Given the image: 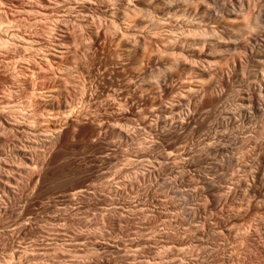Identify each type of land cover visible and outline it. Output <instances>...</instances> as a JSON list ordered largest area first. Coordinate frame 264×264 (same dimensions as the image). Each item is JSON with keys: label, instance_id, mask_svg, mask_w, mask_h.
Instances as JSON below:
<instances>
[{"label": "rangeland", "instance_id": "obj_1", "mask_svg": "<svg viewBox=\"0 0 264 264\" xmlns=\"http://www.w3.org/2000/svg\"><path fill=\"white\" fill-rule=\"evenodd\" d=\"M73 1L0 0V23L17 36L0 33L10 43L0 46V264H264V112L252 113L245 100L264 67L238 70L242 51L228 32L219 34L218 23L232 24L221 8L231 2L177 0L165 12L153 2L125 17L105 0L116 11L100 13L101 26L115 19L135 35L122 38L113 28L104 35L96 24L89 51L75 60ZM249 1L234 22L236 37L258 48L264 25H246L257 14L264 18V0ZM58 16L68 29H55ZM189 20L199 23L198 35L180 28ZM170 33L180 46L186 42L185 52L170 47ZM61 36L67 53L57 64H40ZM210 42L221 43L223 54L199 53ZM220 68L230 79L216 83ZM167 72L176 73L166 80L168 91L158 85ZM198 79L214 94L222 90L218 104L188 91ZM188 101L191 115L176 128L168 109L186 110Z\"/></svg>", "mask_w": 264, "mask_h": 264}, {"label": "bare ground", "instance_id": "obj_2", "mask_svg": "<svg viewBox=\"0 0 264 264\" xmlns=\"http://www.w3.org/2000/svg\"><path fill=\"white\" fill-rule=\"evenodd\" d=\"M73 1V0H72ZM104 1L105 0H74L73 2H74V4H72L71 5V11L73 12V14L74 15H72L71 13V31H80V32H78L77 31V38L75 39V41H74V43H75V45H74V48H75V46H76V51L73 53L74 55L73 56H75L76 58H75V60L77 59H79V58H77V57H81L82 55L84 56L85 54H86V52L87 51H89V45H87V43H89V42H87V41H90V43H91V41H93V39H95V37H97V34H98V32L99 31H97V29L99 30V28H97V26L94 28V26L96 25V24H98L99 25V27L101 26V24L104 26V24H103V20H100V18H101V15H100V13L101 14H103L104 16H105V14H107V13H109V12H111V10H115L114 8H115V6L117 5V4H119L120 5V7H122L123 8V10L124 11H122V13L124 14V16L126 15V16H128L127 14H130V13H135V12H137V11H139V9L141 10V8L142 7H148V6H150V4L151 3H153V2H155V3H161L162 5H164V7L161 9L162 10V12L164 11L165 12V10L166 11H168V10H171V9H175V7H176V2H177V0H107V1H109V2H111L112 4H113V6H114V8H113V6L111 7V6H107V5H104ZM165 1H167V2H165ZM188 0H186V2H187ZM217 1V0H216ZM224 1V0H223ZM249 0H229V2H231L229 5H230V8H226V7H221V8H223L222 9V11H223V14L225 15L224 17H227L229 20H230V23H232V24H228L227 23V18H226V23L228 24V26H225L224 27V25L223 26H221L222 25V23L220 22V23H218V27L219 28H221V31L219 30V34L221 35V37L225 34V32H228L229 33V37H232V39H234V41H235V43H233L234 44V49L236 50V49H238V51L240 50V51H242L241 53H243V56H244V62L243 63H240V65H239V68H238V70H244L245 68H246V66L250 63H253V64H255L256 65V67H258V69L259 68H261V69H263V67H264V60H263V56H264V45H262V46H260V47H258V48H255V47H253L252 45H251V43L249 42V43H243L244 41H240V39H237V34H239L238 33V31L240 30L241 31V28L240 27H235L234 26V22H236V18H238L237 16L241 13V15H242V12H244V10H245V3H247ZM260 1V0H259ZM208 2V1H207ZM214 2V1H213ZM220 2V1H219ZM222 2V1H221ZM220 2V3H221ZM250 2V1H249ZM257 2H258V0H257ZM263 2V1H262ZM72 3V2H71ZM116 3V4H115ZM190 3V2H189ZM218 3V2H217ZM224 3V2H223ZM255 3H256V1H255ZM254 3V4H255ZM111 4V5H112ZM154 4V3H153ZM179 3H177V5H178ZM192 4V3H191ZM152 5V4H151ZM207 5V4H206ZM209 5V4H208ZM222 5V4H221ZM228 5V4H227ZM248 5H249V3H248ZM259 5V4H258ZM37 6V5H36ZM186 6V5H185ZM188 6V5H187ZM38 7H40V5H38ZM42 7V6H41ZM100 7V8H99ZM119 7V8H120ZM204 7V6H203ZM262 7V6H261ZM119 8H117V9H119ZM121 8V9H122ZM150 8V7H149ZM206 8V7H205ZM254 8H257V5H256V7L254 6ZM44 9V8H43ZM68 9V8H67ZM188 9V8H187ZM186 9V10H187ZM37 10V9H36ZM45 10V9H44ZM56 10V9H55ZM252 10V9H251ZM255 10V9H254ZM262 10V9H261ZM116 11V10H115ZM184 12H185V10H183ZM182 11V12H183ZM204 11V10H203ZM219 11V10H218ZM221 11V12H222ZM246 11V10H245ZM260 11V10H259ZM37 14H41L40 16L42 17V15L43 14H45V13H42V11L40 12L39 10H37V11H35ZM99 12V13H98ZM221 12H220V14H221ZM118 13V12H117ZM151 14V13H150ZM220 14H219V16H220ZM112 15H114L113 13H112ZM189 15V14H188ZM196 15V14H195ZM258 16L256 17V22L253 24V25H246V27L247 28H252V27H254V28H260V25H264V18H263V16H260L259 14H257ZM125 16V17H126ZM151 16V15H150ZM149 16V17H150ZM170 16V15H169ZM208 16V15H207ZM210 17L212 16V15H209ZM67 17V16H66ZM112 17V16H111ZM222 17V16H221ZM224 17H222V18H224ZM243 17V16H242ZM38 18V17H37ZM47 18V17H46ZM68 18V17H67ZM113 18H114V16H113ZM121 18H123V15H122V17ZM128 18V17H127ZM255 18V17H254ZM53 19H54V23H53ZM52 20H51V22L53 23V24H55L54 25V27H55V29H57L58 31H62L63 29L65 30V28L66 29H68L67 27V25H69L68 23H67V20H65V19H63V18H61L60 16H58L57 18H53ZM102 19V18H101ZM119 19V18H118ZM170 19V18H169ZM176 19V18H175ZM180 19V18H179ZM215 19V18H214ZM213 19V20H214ZM220 19V18H219ZM69 20V19H68ZM108 20V19H107ZM111 20V19H110ZM212 20V21H213ZM218 20V19H217ZM222 20V19H221ZM37 21V20H36ZM105 21V20H104ZM109 21V20H108ZM116 20L114 19H112L111 20V22L109 23L110 25H109V27H106L105 26V29L103 28V26H101L102 28H103V30H102V33L104 32V35H106L107 33L109 34V32H110V35H112V33H111V31H110V28H111V30L113 31V29H117L116 31L117 32H119L120 33V35H121V37L122 38H128V36L130 37L133 33V31L132 30H130V29H128V27H127V29L126 30H120V26L118 27V25H119V23H117V22H115ZM156 21V20H155ZM177 21H179V20H177ZM42 22V21H41ZM48 22H50V21H48ZM102 22V23H101ZM154 22V21H153ZM174 22H175V20H174ZM209 22H210V20H209ZM15 23V22H14ZM45 23V22H44ZM238 23V22H237ZM1 25L0 26H2V22L0 23ZM118 24V25H117ZM153 24H155V22L153 23ZM176 24H177V22H176ZM179 24V23H178ZM182 24V23H181ZM246 24V23H245ZM31 25V24H30ZM107 25V24H106ZM128 25V24H127ZM160 25V24H159ZM180 25V24H179ZM199 23L198 24H196L195 22H193V21H191V20H189V21H187V22H185L184 24H183V26L182 27H180L181 29L184 27L185 28V31L184 32H186L187 33V35H191V34H193V36H194V34H196V31H197V35H198V30H199ZM175 27H177L176 25H174ZM252 26V27H251ZM9 27V26H8ZM7 26H2V27H0V33L2 34V36L3 35H5L6 37L8 36V37H10L11 39L10 40H12V37L15 35L14 33L15 32H12V31H14V30H12L11 31V29H9ZM230 27V28H229ZM244 27V26H243ZM245 27V28H246ZM50 28V27H49ZM113 28V29H112ZM157 28V27H156ZM159 28V27H158ZM253 28V29H254ZM53 29V28H52ZM122 29V28H121ZM132 29V28H131ZM153 29H154V27H153ZM152 29V30H153ZM163 29V28H162ZM178 29V28H177ZM201 29V28H200ZM215 29V28H214ZM236 31H234V30ZM256 29H254L255 30V32L254 33H257V31H256ZM260 29H263V28H260ZM56 30V31H57ZM134 30V29H133ZM184 30V29H183ZM182 30V31H183ZM202 30V29H201ZM247 30V29H246ZM101 31V30H100ZM167 31V30H166ZM179 31H181V30H179ZM179 31H177V33L179 32ZM200 31V30H199ZM239 31V32H240ZM66 32V31H65ZM115 32V31H114ZM162 32V31H161ZM173 31H171V33H172ZM195 32V33H194ZM201 32V31H200ZM258 32H260V30L258 31ZM263 32V31H262ZM75 33V32H74ZM78 33H79V35H78ZM150 33V32H149ZM152 33H154V32H152ZM170 33V35H174V34H171ZM181 33V32H180ZM183 33V32H182ZM203 33H205V32H203ZM213 33V32H212ZM185 33H183V35H184ZM75 35V34H74ZM118 35V34H117ZM133 35H135V34H133ZM183 35H182V37H183ZM200 35V34H199ZM205 35V34H204ZM204 35H202L201 34V36H204ZM216 35V34H215ZM219 35V36H220ZM227 35V34H226ZM249 35V34H248ZM262 35V34H261ZM260 35V36H261ZM59 36V35H58ZM114 36V35H113ZM154 36V35H153ZM152 36V37H153ZM179 36V35H178ZM177 36V37H178ZM219 36H217V37H219ZM237 36V37H236ZM250 36H251V34H250ZM15 37V39H16V37L17 36H14ZM13 37V38H14ZM135 37V36H134ZM169 37V36H168ZM167 37V38H168ZM176 37V35H174L173 37H171L170 38V40H173L172 42L169 40V38H168V40L170 41V44H171V46L170 47H172V49H174V48H177L178 50H180L181 51V53H182V50L185 48L184 46H182V44H184V40L182 39V44H181V46H180V40H178V38ZM206 37V36H205ZM221 37H219L220 39H221ZM166 38V37H165ZM175 38H176V40H175ZM181 38V37H180ZM0 39H1V37H0ZM185 39V38H184ZM9 40V41H10ZM24 40V39H23ZM125 40V39H124ZM217 40V39H216ZM18 41H20V38H19V40ZM64 41H65V36H61V38L58 40V42H57V40H56V43L53 45L54 47H53V49L52 50H48V51H46V53L44 54V57L41 59V62H40V64H44V62H51V63H56L57 64V62H59L58 61V59H60V57H64V54H66L67 53V51H66V46H65V44H64ZM137 41V40H136ZM134 42L133 44L134 45H132V44H130V46H129V44L127 45V46H125V47H127L126 49H125V47H124V54H125V56L126 57H129V58H131V54H133V53H131V52H133L134 51V49L136 48V46L138 47V42ZM164 41V40H163ZM168 41V42H169ZM187 41V40H186ZM250 41L251 42H253V43H255L256 41H257V37H256V35L254 36V34H252V36L250 37ZM129 42V41H128ZM127 42V43H128ZM132 42V41H131ZM258 42V41H257ZM262 42V41H261ZM7 43H9V42H7V41H5V39L3 40V39H1L0 40V46L1 47H3V48H6V44ZM14 43V42H13ZM28 43L29 44H31L30 43V41H28ZM193 43V42H192ZM211 44H205L204 45V48L206 49H204L203 48V50L202 51H199V53H206L207 55H206V57H208V56H213V57H215V56H220V54L222 53L223 54V52H224V50L222 49V46L223 45H221V43H219V42H216V43H213L212 44V42H210ZM230 43V42H229ZM228 43V44H229ZM10 44V43H9ZM169 44V43H168ZM185 44H186V42H185ZM184 44V45H185ZM188 44V43H187ZM194 44H195V42H194ZM232 44V45H233ZM256 44V43H255ZM258 44V43H257ZM201 45V44H200ZM259 45V44H258ZM65 46V47H64ZM189 46V45H188ZM203 46V45H202ZM228 46V45H227ZM9 47V46H8ZM7 47V48H8ZM40 47V46H39ZM167 47V46H166ZM174 47V48H173ZM190 47V46H189ZM195 47V46H194ZM17 48V47H16ZM20 48H21V46H20ZM169 48V47H168ZM200 48V47H199ZM225 48V47H224ZM232 48V47H231ZM146 49H147V47H146ZM145 49V50H146ZM176 49V50H177ZM228 49V48H227ZM233 49V50H234ZM3 50V49H2ZM9 50V49H8ZM143 50V49H142ZM145 50H144V52H145ZM193 50H197V49H194L193 48ZM192 50V51H193ZM205 50V51H204ZM230 50V49H229ZM229 50H227V51H229ZM234 50V51H235ZM38 51H39V49H38ZM184 51V50H183ZM26 52V51H25ZM185 52V51H184ZM195 52V51H194ZM198 52V51H197ZM166 53V52H165ZM145 54V53H144ZM169 54V53H168ZM236 54V53H235ZM63 55V56H62ZM80 55V56H79ZM72 56V55H71ZM161 56V55H160ZM179 56V55H178ZM84 58H87V57H84ZM178 58V57H177ZM62 59V58H61ZM82 59V58H81ZM89 59V58H88ZM120 59V58H119ZM177 61V60H176ZM176 61H175V64H176V67L179 69H181V68H183L184 69V65L185 64H182V62L180 63V60H179V63L177 64L176 63ZM233 61V60H232ZM35 62H36V60H35ZM38 62V63H39ZM137 59H131V63L132 64H137ZM173 62V61H172ZM9 63V62H8ZM28 63V62H27ZM73 63H75V61H73ZM186 63V62H185ZM39 64V65H40ZM174 64V65H175ZM188 64V63H187ZM60 65V64H59ZM123 65V64H122ZM252 65V64H251ZM189 66V65H188ZM198 66V65H197ZM232 66L234 67L235 66V64H234V62H232ZM42 67V66H41ZM50 67H52V66H50ZM58 67V66H57ZM236 67V66H235ZM75 68H76V66H75ZM171 68V67H170ZM176 68V69H177ZM190 68V67H189ZM192 68V67H191ZM43 69V68H42ZM54 69V68H53ZM59 69V68H58ZM65 69V68H64ZM69 69V68H68ZM67 69V70H68ZM71 69V75H72V72L74 71L75 72V75L76 74H78L79 72H77V71H75V70H73L72 68H70ZM69 69V70H70ZM78 69V68H77ZM172 69V68H171ZM182 69V70H183ZM193 70H195L194 72L196 73V75H198V76H200V77H204L206 74H208V71L206 70V69H201V68H196V67H193L192 68ZM226 69V68H225ZM225 69L223 70V68L221 69H217V71L215 72V74H213V75H215V81H216V83H219V82H224V81H227L228 79H230L229 77V75L230 74H227L226 72H225ZM231 69V68H230ZM41 70V69H40ZM73 70V71H72ZM229 70V69H228ZM52 71V70H51ZM54 71V70H53ZM57 71V70H56ZM170 71V70H169ZM191 71V70H190ZM231 72H232V75L235 73V69L234 68H232L231 70H230ZM229 71V72H230ZM258 71V70H257ZM33 72V71H32ZM69 72V71H68ZM67 72V73H68ZM77 72V73H76ZM193 72V73H194ZM15 73V72H14ZM192 73V74H193ZM258 73V72H257ZM256 73V74H257ZM61 74V73H60ZM80 74V73H79ZM255 74V73H254ZM253 74V75H254ZM255 74V75H256ZM56 75V74H55ZM83 75V74H82ZM165 75V74H164ZM163 75V76H164ZM176 75V73H174V72H167L166 73V75L164 76V78H163V80L161 81V83L160 84H158V85H161V87H162V89H165V90H167L168 89V86H167V79H169L170 77H172V76H175ZM255 75H254V77L252 76V78H255ZM62 76V75H61ZM95 76V75H94ZM133 76V75H132ZM241 76V75H240ZM73 77V76H72ZM78 77V76H77ZM82 77V76H81ZM57 78V77H56ZM258 79V78H257ZM261 79V80H260ZM259 80V83H258V80H257V82L255 81V79H254V81H255V85L253 86V85H251L250 83V85L251 86H249V87H247V89H248V91H250V95L249 94H247V96L249 95V97H248V99L246 98L245 100H248V103H249V110L252 112V113H256V112H258V113H261L262 114V112H264V76H263V78L261 77ZM84 80V79H83ZM193 80V79H192ZM159 81V80H158ZM206 81V80H205ZM204 81V82H205ZM82 82V81H81ZM85 82V81H84ZM142 82V81H141ZM83 83V82H82ZM187 83V82H186ZM202 82H201V79H200V81H199V79L198 80H196V81H193V82H190V84L187 86V89H188V91H196L197 92V94H198V92L201 94H203V97H207V98H209L210 97V99H212V98H214L215 99V101H216V103L219 101V97H220V94H221V92H222V90L220 89V90H218L217 92H216V94H214L213 93V86L212 85H199V84H201ZM254 83V82H253ZM256 83H258L259 85H258V88H256L255 86H257L256 85ZM134 84H135V82H134ZM142 84V83H141ZM183 84V83H182ZM210 84V83H209ZM217 85H219V84H216V86ZM201 86H203V87H201ZM186 87V86H185ZM136 89V88H135ZM168 91V90H167ZM186 91V90H185ZM187 91V92H188ZM11 92V91H10ZM9 92V93H10ZM144 92V91H143ZM195 92V93H196ZM247 92V91H246ZM51 93V92H50ZM97 93V92H96ZM247 93H249V92H247ZM118 95V94H117ZM50 96V95H49ZM54 96V95H53ZM114 96V95H113ZM222 96V95H221ZM255 96L256 97H258V98H255ZM244 97V96H243ZM50 98V97H49ZM128 98V97H127ZM221 98V97H220ZM203 98H201V100H202ZM243 99V98H242ZM43 100V99H42ZM41 100V101H42ZM109 100V99H108ZM46 101V100H45ZM48 101V100H47ZM191 102V101H190ZM47 103H49V102H47ZM68 103V102H67ZM218 104V103H217ZM44 105H47L48 106V104H44ZM180 105V104H179ZM179 105H177V104H172L171 105V107H170V109H168L169 110V113H170V115H172V117H170L171 118V122H172V124L174 125V127H176V128H179V127H182L183 128V125L187 122V120L189 119V117H190V115H191V112H190V109L188 108V106H189V101H188V103L186 104L187 105V108H186V110H180L179 111ZM46 106V107H47ZM122 106V105H121ZM219 106V105H218ZM222 106V105H221ZM4 107V106H3ZM54 107H57V109L59 108H64L65 107V105H64V103H62V102H58V104L56 105V104H54L53 102H50L49 103V108H51V109H53ZM6 108V107H5ZM248 109V108H247ZM54 110V109H53ZM228 110V109H227ZM15 111V110H14ZM58 111V110H57ZM221 111V110H220ZM219 111V112H220ZM241 111V110H240ZM239 111V112H240ZM138 112V111H137ZM246 112V111H245ZM1 114V113H0ZM83 114V113H82ZM192 114H193V112H192ZM80 115V114H79ZM222 115V114H221ZM250 115V114H249ZM253 115V114H252ZM24 116V115H23ZM168 117V116H167ZM232 117V116H231ZM230 117V118H231ZM249 117V116H248ZM68 118V117H67ZM71 118V117H70ZM222 118V117H221ZM246 118V117H245ZM156 119H158V118H156ZM227 119V118H226ZM68 120V119H67ZM66 120V121H67ZM234 120V119H233ZM191 121V120H190ZM231 121V120H230ZM223 122V121H222ZM224 122H225V120H224ZM18 123V122H17ZM188 124V123H187ZM223 124V123H222ZM230 124V123H229ZM228 124V125H229ZM14 125V124H13ZM23 126V125H22ZM53 126V125H52ZM58 126V125H57ZM54 127L53 128V130L52 131H55L56 132V130H58V127ZM169 126V125H168ZM222 126V125H221ZM31 128V127H30ZM33 129H36V128H33ZM115 129V128H114ZM180 129V128H179ZM37 130V129H36ZM49 130V129H48ZM122 130V129H121ZM44 131V130H43ZM31 132H33V131H31ZM36 133H37V131H35ZM35 132H34V135H35ZM39 133H41V132H39ZM39 133H37V134H39ZM45 133H47V132H45ZM128 133V132H127ZM42 134V133H41ZM119 134V136L121 137V138H123V137H125V138H128V134H125V133H123V132H120V133H118ZM43 135V134H42ZM217 136H220V135H217ZM223 139V138H222ZM263 139H264V136H263ZM221 146V145H220ZM225 147V146H224ZM225 148H227V147H225ZM225 148H223L222 146L221 147H219L218 148V150H220V151H222L223 149H225ZM227 150V149H226ZM218 152V151H217ZM182 155V154H181ZM189 158V157H188ZM185 160V159H184ZM187 161V160H186ZM7 171V170H6ZM149 171V170H148ZM8 173V172H7ZM8 183V182H7ZM5 187V186H4ZM75 193V192H74ZM78 193V192H77ZM75 195H76V193H75ZM182 253V252H181Z\"/></svg>", "mask_w": 264, "mask_h": 264}]
</instances>
